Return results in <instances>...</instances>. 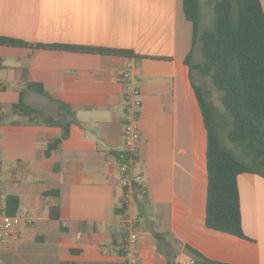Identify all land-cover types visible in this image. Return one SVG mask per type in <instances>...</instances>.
<instances>
[{
  "label": "crops",
  "instance_id": "1",
  "mask_svg": "<svg viewBox=\"0 0 264 264\" xmlns=\"http://www.w3.org/2000/svg\"><path fill=\"white\" fill-rule=\"evenodd\" d=\"M0 37L30 45L0 46V210L13 196L17 213L31 218L18 240L0 237V264H127L124 217L114 210L123 196L116 155L124 152L126 122L119 77L129 62L141 92L139 158L127 172L142 188L129 210L137 264H168L166 256L193 264L185 247L202 264H264L263 179L236 181L245 239L204 225L206 131L185 63L192 26L182 0H0ZM51 46L131 56L43 48ZM20 100L72 123L49 156L61 130L12 114ZM50 191L60 195L43 196ZM51 207H59L58 220ZM154 233L169 246L158 247Z\"/></svg>",
  "mask_w": 264,
  "mask_h": 264
},
{
  "label": "trees",
  "instance_id": "2",
  "mask_svg": "<svg viewBox=\"0 0 264 264\" xmlns=\"http://www.w3.org/2000/svg\"><path fill=\"white\" fill-rule=\"evenodd\" d=\"M200 0H182L186 21L192 26V43L185 59L189 67L190 83L200 109L206 131V200L204 225L207 229L245 239L241 228L240 202L237 178L253 175L264 180V14L259 0H215L214 25L212 29L201 30L202 18ZM0 46L30 47L22 41L0 37ZM98 55L131 56L130 52L105 49L43 47ZM199 50V60L193 56ZM29 89L43 95L40 85L29 84ZM217 92L218 103L213 101ZM60 113H70L68 106L59 103ZM14 115L38 122L49 128L61 130L59 139L50 143L45 154L56 150L68 138L70 122L48 117L21 100L11 106ZM119 167L134 166L127 153L116 155ZM126 192V189H122ZM137 197L142 188L133 185ZM59 191H50L43 196L58 197ZM19 200L9 196L2 211L15 216ZM128 210L123 199L114 214L124 217ZM49 215L58 220L59 207H51ZM61 231H65L63 222ZM159 244H167L164 235L154 233ZM193 264L206 260L196 251L185 247ZM168 264L173 258L166 256Z\"/></svg>",
  "mask_w": 264,
  "mask_h": 264
},
{
  "label": "built area",
  "instance_id": "3",
  "mask_svg": "<svg viewBox=\"0 0 264 264\" xmlns=\"http://www.w3.org/2000/svg\"><path fill=\"white\" fill-rule=\"evenodd\" d=\"M136 68L134 63H128L125 66L124 72L120 75L119 81L124 88V98L126 101L125 114L126 122L123 126V146L124 152L127 153L128 158L137 163L139 158L138 144L140 140V132L137 125V113L141 107V92L133 83V73ZM126 166L120 167L119 186L126 189L125 198L129 199L133 190L134 183H138L140 178L129 177ZM127 203V201H126ZM31 218L28 213H19L15 216L5 215L0 210V237L4 240H18L20 237V230L25 224H30ZM138 238L135 234L129 233L123 241V252L129 258L130 264L136 263Z\"/></svg>",
  "mask_w": 264,
  "mask_h": 264
},
{
  "label": "rangeland",
  "instance_id": "4",
  "mask_svg": "<svg viewBox=\"0 0 264 264\" xmlns=\"http://www.w3.org/2000/svg\"><path fill=\"white\" fill-rule=\"evenodd\" d=\"M200 2H201L200 3L201 4V13H202V16H203V19L201 18V21H200V29L201 30L212 29L213 25H214L213 8H214L215 0H200ZM198 52H199V50H197V49L195 50V52H193V56L196 58L195 61L199 60ZM133 83H134V85L136 87H138L137 84H136L135 78H134V73H133ZM219 95H220L219 93H217L215 91L213 92V101H214L215 105H217V106H220L219 103H218V96ZM134 168L135 167L133 166V167L129 168L128 170H131V169H134ZM122 193H123L122 199L125 202V204H127V206H128V210H127L126 215L124 216V219H123V223H124L123 225H124L125 230H126L125 231V233H126L125 236L127 237L130 232L135 234L136 221L133 219L134 217L131 215V212L129 211L130 207L132 205L131 203L132 202L134 203V199H133L134 190H132V193L130 194V198L129 199L125 198V193L123 191H122ZM126 201H127V203H126ZM135 260H136V263H138L137 254H136ZM184 261L186 262V260H184ZM127 264H130L129 263V258H128Z\"/></svg>",
  "mask_w": 264,
  "mask_h": 264
}]
</instances>
